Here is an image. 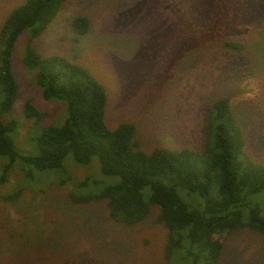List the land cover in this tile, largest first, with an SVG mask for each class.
Here are the masks:
<instances>
[{"label": "rangeland", "instance_id": "obj_1", "mask_svg": "<svg viewBox=\"0 0 264 264\" xmlns=\"http://www.w3.org/2000/svg\"><path fill=\"white\" fill-rule=\"evenodd\" d=\"M24 1L0 0V30ZM80 15L89 18L83 35L73 27ZM29 35L26 30L15 47L20 89L5 119L17 122L16 150L37 156V137L44 127L63 123L67 108L46 99L24 65ZM224 40L244 43L246 50H226ZM33 45L43 56L62 55L89 69L106 89L108 127L135 124L145 152H201L209 136L207 109L227 96L245 153L264 164V0H66ZM28 99L45 117H27ZM118 179L102 173L98 157L80 164L70 153L62 167L44 170L17 159L0 183V264H170L169 230L157 222L158 205L143 221L126 224L110 216L106 200L70 198L72 192L99 193ZM248 200L264 216V190ZM218 238L224 244L220 264H264L263 234L243 228Z\"/></svg>", "mask_w": 264, "mask_h": 264}, {"label": "trees", "instance_id": "obj_2", "mask_svg": "<svg viewBox=\"0 0 264 264\" xmlns=\"http://www.w3.org/2000/svg\"><path fill=\"white\" fill-rule=\"evenodd\" d=\"M65 1L25 0L9 13L1 27L0 160L6 157V161L0 183L7 180L19 158L44 170L62 167L70 153L80 164L98 157L102 173L117 176L118 181L95 194L72 192V201L106 200L110 216L126 224L143 221L152 206L158 205L157 222L169 230L166 257L170 264H174L173 257L182 264H220L224 244L218 235L243 228L264 235L261 208L248 200L251 194L264 190V164L245 153V138L230 98L220 97L208 107L209 136L201 152L167 148L145 152L136 137L135 124L108 127L106 89L89 69L62 55L43 56L33 45ZM73 27L79 35L87 33L89 18L77 16ZM26 30L30 35L23 53L24 65L34 73L43 96L64 101L67 108L63 123L44 127L37 137V156L21 155L16 150L13 132L17 122L12 116L5 119L19 95L13 56ZM222 45L236 54L246 50L244 43L234 40H224ZM25 114L42 119L46 112L28 99ZM26 175L34 177L32 171ZM180 250L184 251L181 257Z\"/></svg>", "mask_w": 264, "mask_h": 264}]
</instances>
